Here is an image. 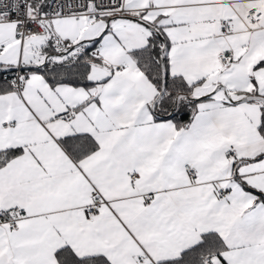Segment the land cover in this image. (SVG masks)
Segmentation results:
<instances>
[{"label": "snow or ice", "instance_id": "1", "mask_svg": "<svg viewBox=\"0 0 264 264\" xmlns=\"http://www.w3.org/2000/svg\"><path fill=\"white\" fill-rule=\"evenodd\" d=\"M0 264H264V0H0Z\"/></svg>", "mask_w": 264, "mask_h": 264}]
</instances>
